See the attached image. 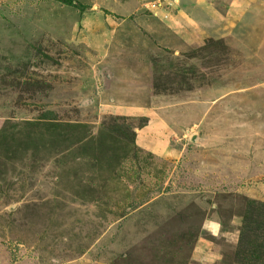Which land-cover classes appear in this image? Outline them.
Segmentation results:
<instances>
[{"label":"rangeland","instance_id":"rangeland-1","mask_svg":"<svg viewBox=\"0 0 264 264\" xmlns=\"http://www.w3.org/2000/svg\"><path fill=\"white\" fill-rule=\"evenodd\" d=\"M192 3L0 0V264H264V20Z\"/></svg>","mask_w":264,"mask_h":264},{"label":"crops","instance_id":"crops-1","mask_svg":"<svg viewBox=\"0 0 264 264\" xmlns=\"http://www.w3.org/2000/svg\"><path fill=\"white\" fill-rule=\"evenodd\" d=\"M234 4L241 5V7H247L245 10H242L244 12H247V14H250V16H254L252 19L249 20L246 15L245 18L251 22L252 20H257V22L264 20V0H233ZM192 8L189 9L192 11V16H188L187 14L182 15L181 17L189 20H194L195 22H200L203 24L204 28H210L211 27V0H193ZM250 5V6H249ZM230 11V12H229ZM231 14V10L229 8L226 9L224 14H221L222 23L226 22L228 23V26L234 25V19L229 18L228 13ZM187 15V16H186ZM175 21L174 17H172ZM183 19V20H184ZM231 19V20H229ZM198 22V23H199ZM233 23V24H231ZM171 24V23H170ZM253 24V23H252ZM138 136L137 132L135 133Z\"/></svg>","mask_w":264,"mask_h":264},{"label":"water","instance_id":"water-1","mask_svg":"<svg viewBox=\"0 0 264 264\" xmlns=\"http://www.w3.org/2000/svg\"><path fill=\"white\" fill-rule=\"evenodd\" d=\"M191 138L193 139V136Z\"/></svg>","mask_w":264,"mask_h":264}]
</instances>
